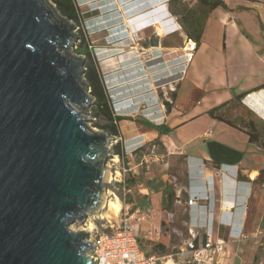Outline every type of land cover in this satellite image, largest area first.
Segmentation results:
<instances>
[{"label": "water", "instance_id": "95a60500", "mask_svg": "<svg viewBox=\"0 0 264 264\" xmlns=\"http://www.w3.org/2000/svg\"><path fill=\"white\" fill-rule=\"evenodd\" d=\"M78 29L47 0H0V264H97L70 225L102 210L113 138L87 124Z\"/></svg>", "mask_w": 264, "mask_h": 264}, {"label": "crops", "instance_id": "0c3cea01", "mask_svg": "<svg viewBox=\"0 0 264 264\" xmlns=\"http://www.w3.org/2000/svg\"><path fill=\"white\" fill-rule=\"evenodd\" d=\"M121 1L123 0L105 1L113 7L110 14L113 24L101 28L97 33L98 40L101 42L100 47H107L106 42H108V39L116 47L124 46V44L131 46L128 54L119 61V64L128 63L127 74L125 79L119 82L121 87L109 92L112 102H117L119 98L118 91L120 90L124 93L122 97L120 96L122 98L120 100L123 101L121 108L127 110L131 118L135 119L139 114L145 112L152 117L150 120L157 125L165 124L173 129L170 134L160 136L156 130L145 125H139L136 120H132L129 122L126 139L140 146L159 137L161 140L167 138L185 152H190L189 157L196 160L198 158L207 160V165L212 161L238 167V180L247 183L239 184L242 206L247 202L251 193V185L248 184L250 182L248 175H245L247 170H241L244 153L241 152L240 147H237L238 150L231 149L217 142V140H213L210 142V146L219 144L222 147L210 153L201 151V154H193L191 145L195 144L197 138L206 142V140L216 136L217 129L227 136L236 138L239 143L245 142V147H242L243 151L250 145L255 144L250 141L249 133L241 130L239 125L225 119V117L224 119L230 121V123L221 121L210 116L208 112L226 102L235 101L240 103L244 98L237 99L236 97H239L242 93H249L263 85L264 82L262 84H252L255 70H258L256 65L263 64L264 58L260 50L261 46L251 38V32H246V29L258 33L264 32L261 29V25L264 26V0H223L227 8L220 6L208 15L201 42L197 44V49L194 51L191 61H188L185 56L187 44L191 39L188 38L181 17L176 16L182 26L176 33L171 32L173 26H169L168 22L163 21L171 14L170 5L172 0L168 11L165 5H160L159 0H125V7L120 4L123 3ZM183 1L190 8H199L197 0ZM99 17L102 18V16ZM146 19H149V21L145 22ZM159 20L162 21L161 24ZM256 22L259 23V29L257 30L254 26ZM251 24H253V28ZM158 26L165 31L164 35H160ZM136 36L138 38L137 42L134 38ZM154 38L159 39V46L157 47L151 44ZM147 40L150 46H146ZM191 41L195 42L194 40ZM140 47L142 50L144 49L143 54H146L144 59L139 58L138 51ZM107 62L109 61L101 63L104 71L107 70L105 66ZM191 71H195L199 75L195 77L197 87H199L198 91L202 92V96L208 95L211 98L207 102H205V99L204 102L207 105L202 112L197 108L198 99H190L191 95L197 92L196 89H191L188 92L191 95L189 99H186L187 92L184 85L190 77ZM167 79H173L167 85L173 87L171 90L176 93L175 99L170 103L171 108L169 110L166 109V104L162 105L157 102L153 92L155 89L154 84ZM115 83L111 81V88L120 85ZM157 87H161V85ZM161 98L163 99V97ZM154 113H157L155 117L152 115ZM199 118H205L207 127L202 133L191 137L188 135L189 131L193 122ZM249 124L253 125L254 123L250 121ZM196 160L194 161L197 162ZM214 174L210 168L206 171L207 179L214 181L215 187L218 188L217 197L219 198V208L222 211L218 219L227 220L223 221L222 225L227 231L225 236L230 243L229 232L231 226L228 219L231 217V208L233 201H235L234 190H236L237 184L234 180H222L215 177ZM251 179L255 180V178ZM149 190L147 186L141 190L143 193L142 200L144 201L147 198L145 195L149 194L148 198L153 203L157 201L162 206L164 194L161 196L155 194L150 197ZM131 200L136 199L131 198ZM176 206L177 203L174 201L171 210H174ZM245 216V211L241 208V219H245ZM240 228L242 230L243 225L238 227V229Z\"/></svg>", "mask_w": 264, "mask_h": 264}, {"label": "rangeland", "instance_id": "374dc122", "mask_svg": "<svg viewBox=\"0 0 264 264\" xmlns=\"http://www.w3.org/2000/svg\"><path fill=\"white\" fill-rule=\"evenodd\" d=\"M105 1L106 0H75L76 6L78 7L82 18V25H80L79 29L77 30L79 34V40L75 43L73 48H71V51L76 55L85 57L87 62V56L84 53H80L82 45L80 35L88 39L90 45L93 47L90 48L93 50L94 58L100 65L104 84L107 90L110 92L120 88L121 83L119 82L124 80L126 77L128 63L123 62L119 64V61L123 58V56L128 54L131 46L129 44H124V46L116 47L115 44H113V42L108 39V42H106L107 47H100L101 42L98 40L97 33L101 28L109 27L113 24L111 21L112 19L110 18L113 7H111L109 3ZM47 2L53 4L58 10L54 0H47ZM121 2L123 3L120 4H123L122 6L125 7L124 5L126 1L123 0ZM59 13L61 14L60 11ZM99 16H102V18L100 19ZM251 25L253 28V24ZM254 26L256 30L259 29L258 22H256ZM261 29L264 31V26L261 25ZM246 32H251V38L259 43L261 46L260 50L262 57L264 58V32L258 33L250 31L249 29H246ZM134 38L137 42V36ZM146 46H150L148 40L146 42ZM83 49L84 48H82V50ZM138 52L139 58L144 59L146 56V54H143L144 49L142 50L140 47ZM103 61H109L105 65L107 68L106 71H104L101 66ZM256 67L258 70H255V77L252 79V84H262L264 82V63L258 64ZM197 76L199 75L195 71H191L190 77L185 82L184 86L186 89L185 91L187 92L186 99H189L191 94L188 92H190L191 89L197 90L196 93L191 95L190 99H198L199 103L197 108L202 112V110H204L207 105L205 102L211 98L208 97V95L202 96V92L198 91L199 87H197V80H195V77ZM111 81H114L117 84L119 83L120 85L111 88ZM171 81H173V79L162 80L160 83L154 84V87L158 88L157 86L161 85V97H164L163 93L166 91L168 93L167 96L173 101V97L171 96V92L173 91L171 89L173 87L167 85ZM118 94L119 98L115 103L116 106H114L117 111L115 113L117 115L125 116L130 120H124L119 123L120 131H122V137L118 138L111 136L113 141L109 145L110 151L106 166L111 171L109 173V175H111L109 178L111 183L109 184L107 195L109 198H112L115 195L118 196L122 205L121 210L117 215L110 213L111 217L106 216V210H102L104 213H102L103 215L98 213L90 214L84 221L78 220L71 224L70 228L73 226L76 231L84 230L87 232L86 230H88L93 234L103 231H113L122 219L123 214L128 211L127 209L129 208H126V203H129L131 198H134L142 203L143 193L141 190L144 189L145 186L150 189V197H153L155 194L161 196L164 193L165 188L167 186L170 187L171 176H176L183 187V190L180 193L182 202L181 204H177L176 208L173 210L175 212V217L172 222H170L168 219V211L163 210L162 206L159 205L157 201L153 203V201L150 199L149 203L151 204L154 211V216L152 219H150V221L134 220L132 223L135 227L136 233L139 236L141 246L146 253L148 252L149 255L162 257V259L159 261L160 264L167 263L168 259L170 260V258H173L175 262H178L179 259L176 256V253L184 239L188 237L186 231L188 227L187 223H189L191 220L189 219V215L186 211V201L188 199V195L185 191V187H187L191 175V170L189 168L190 165L188 162L190 152H185V150L174 143H171V141L167 140V138H164V140H161V142L157 143L156 145H151L153 141H147L140 146H137L138 144H135V142L133 143L129 139L127 140L126 134L128 133L127 129L130 121L136 120L137 124L142 125V120H150L152 117L148 116L147 113L142 112L135 119L131 118L129 112L121 108L123 101L120 100L122 99L120 96L122 97L124 93L119 90ZM156 114L157 113H154L152 115L155 117ZM216 114L236 123L244 132L251 134L257 133L259 141L258 144L255 143L250 145L246 150L243 151L242 147H245V142L239 143L236 138L227 136L217 129L216 136L206 140V142L203 139L197 138L195 140V144L191 145L193 154H199L201 151L210 153L214 152L216 149H220L222 146L219 144H212L210 146V142L213 140H217V142H220L225 147L231 149L238 150L237 147H240V150H242L241 152L244 153L241 170H247L245 175H248L247 177L249 181L252 180L251 174H255V180L251 185V193L247 199V202L243 205V210L245 211L246 216L245 219H241V225H243L241 230V238L232 239L230 237L231 241L227 248L228 255L226 254L223 257L220 264H264V176L262 178L260 177V172L264 171V89L252 92L250 95H247L240 103L235 101L230 102L228 106ZM89 118L92 122H87V124L91 129L106 132L101 128V125L105 124V120L103 118H96L94 116L93 107L89 112ZM250 121H253L254 123L253 130L249 124ZM206 127L207 122L205 118H199L193 122L192 128L190 129L188 135L193 137L197 134H200ZM118 142L122 144V147L125 151L124 158L120 157L118 154H115V145ZM140 147L142 148L139 151H135ZM220 165L222 164L210 161L207 166L210 168V170H213V172L216 173L217 171L215 169L220 167ZM111 177H113V179H111ZM133 177H136L138 180L137 184L131 188V193H126L124 184L128 185L129 179ZM115 178L117 181L114 183ZM120 179H122L123 182L120 183ZM170 189L174 192L172 187H170ZM217 190L218 188L215 187L214 196L216 199V206L214 211L215 219L213 221L214 238L223 236V238L226 239L225 235H227V231L222 223L227 220L224 221L222 219H218V217L222 214V211L219 208ZM174 193L176 194V192ZM91 222L94 223L93 230H90L89 224ZM205 222L206 221L203 219V221H201L199 224L201 226H206L205 229L210 228L211 223L208 222L205 224ZM112 225H114L113 228ZM174 229L176 231H174ZM205 229H203L201 233H204ZM158 231L160 232V236L157 235ZM179 232H181L182 235H180ZM202 235L203 234L199 236V241L200 238H202ZM152 243H163L166 245V252L162 255L154 252Z\"/></svg>", "mask_w": 264, "mask_h": 264}, {"label": "built area", "instance_id": "2783aa9c", "mask_svg": "<svg viewBox=\"0 0 264 264\" xmlns=\"http://www.w3.org/2000/svg\"><path fill=\"white\" fill-rule=\"evenodd\" d=\"M171 0H159L161 6L168 7ZM163 21L168 22L169 26H173L171 32L176 33L182 28L179 20L172 13L170 16L166 17ZM197 49V43L188 42L186 47V59L191 61L193 58V53ZM162 87L155 88L153 92L155 93L157 102L162 105L165 102L172 103L170 97L167 96V92L164 91L163 99L160 97V91ZM250 95V94H248ZM189 157V168L191 170L190 179L188 181L185 191L188 195L186 201L187 213L189 215L190 222L187 223V235L188 237L184 239L182 244L179 246L176 256L178 257V262H175L173 258L168 259L165 264H220L223 257L227 254V248L229 241L222 237L214 238L213 221L215 219V206L216 199L214 196L215 192V182L207 179L206 171L208 170L207 160L197 159ZM215 177L222 180L229 179L234 180L237 184L236 190H234L233 205L231 208V217L229 225L231 226L229 232V238L240 239L241 238V193L239 192V184H247L238 180L239 178V168L222 164L220 167L215 169ZM117 181L115 178L114 183ZM254 180L248 182L252 185ZM123 182L122 179L119 181ZM170 187L176 192L175 201L177 204H181L180 193L183 190L181 182L176 176H171ZM124 189L126 193H131L132 189H127V185L124 184ZM147 198L140 203L137 200H130L126 203V208L128 211L122 216V219L113 231H103L98 233H89L90 243L93 244L94 248L90 250V256L96 260L97 264H160L159 261L162 259L160 256H147V253L142 249L139 236L136 233L135 227L132 221H150L154 216V211L149 203V194L145 195ZM246 203V202H245ZM239 213V214H238ZM168 219L170 222L175 217V212L173 210L168 211ZM206 223L210 222L211 227L205 229L206 226H201L199 223L203 221ZM114 225H112V228ZM204 233H201L202 230ZM174 231H176L174 229ZM179 231V230H178ZM182 235L181 232H179ZM202 238L199 239V236ZM160 236V232L157 233ZM198 241V245L196 244Z\"/></svg>", "mask_w": 264, "mask_h": 264}, {"label": "trees", "instance_id": "16d2710c", "mask_svg": "<svg viewBox=\"0 0 264 264\" xmlns=\"http://www.w3.org/2000/svg\"><path fill=\"white\" fill-rule=\"evenodd\" d=\"M197 2L199 8L193 9L190 8L186 3H184L183 0H172L171 13L175 16L179 15L181 17V21L183 22L188 38L194 40L195 42H197V44H200L203 35V29L208 15L220 6L223 8H227V5L223 0H197ZM54 3L57 5L58 10L63 16L77 23L78 27L82 25V18L79 9L76 6L75 0H54ZM80 39L82 42L80 53H84L87 56V62L85 65L86 71L84 77L86 78V81L91 89V95L95 99V104L93 106L94 116L96 118L99 117L105 120V124L101 125L102 129H104L110 136H115L119 138L122 136L119 123L124 120L130 119L122 115H117L115 113L113 109L114 103L112 102L110 93L104 84L103 74L101 72L100 65L94 58L92 50L93 47L90 45V42L87 38H84L82 35H80ZM82 48L84 49L82 50ZM261 89H264V84L255 88L249 93H242L239 97L236 98L243 99L248 94H251L252 92ZM175 95V91H172L171 96L173 97V100L176 97ZM229 103L230 102H226L218 107L213 108L208 112L209 115L221 121H226L227 123H230V121L225 120L221 115L216 114L217 112L222 111ZM165 104L167 106V109L169 110L171 108V104L169 102H165ZM141 124L156 130L160 136L170 134V132L173 130L165 124L157 125L146 119L142 120ZM250 126L253 130L254 125L251 124ZM249 136L251 142L257 144L259 143L257 133H249ZM160 142L161 139L159 137L155 139L151 143V145H156ZM141 148L142 147L137 148L135 151H139ZM115 154H118L122 158L125 157V151L122 147V144L119 142L115 145ZM263 176L264 171H261L260 177L262 178ZM137 181L138 180L136 179V177L129 179L127 185L128 189H131L133 186H135L137 184ZM163 194L164 195L162 200V209L165 211H170L173 208V202L175 201V193L170 189L169 186H167ZM198 243L199 242L196 241L197 245ZM152 245L154 252L161 255L166 252V245H164L163 243H152ZM147 256L151 257L152 255H149L147 252Z\"/></svg>", "mask_w": 264, "mask_h": 264}, {"label": "bare ground", "instance_id": "6f19581e", "mask_svg": "<svg viewBox=\"0 0 264 264\" xmlns=\"http://www.w3.org/2000/svg\"><path fill=\"white\" fill-rule=\"evenodd\" d=\"M144 21L145 22L149 21V19H146ZM161 22L162 21H160V24H161ZM158 31H159L160 35H164L165 34V31L160 26H158ZM117 160H118V158H117ZM110 176L111 175H109V178H110ZM251 178H255V174H251ZM111 179H113V177H111ZM121 206L122 205H121V202H120V199L118 198V196L115 195L114 197L109 198V196L107 195V198L105 199V202L103 203L102 210H106V216L107 217H111L110 213H112L114 215H117L120 212V210H121ZM102 210H100V211H98L96 213L102 214L103 213ZM89 225H90V230H93L94 229V223L91 222ZM70 229H72L73 231L76 232V230H75V228L73 226ZM79 231H84V230H79ZM86 231H87L88 234L90 233L88 230H86ZM87 241L90 242L89 239H87Z\"/></svg>", "mask_w": 264, "mask_h": 264}, {"label": "clouds", "instance_id": "9594fccd", "mask_svg": "<svg viewBox=\"0 0 264 264\" xmlns=\"http://www.w3.org/2000/svg\"><path fill=\"white\" fill-rule=\"evenodd\" d=\"M168 9H169V7H168ZM114 106H116L115 103H114ZM113 109H114L115 112H117L116 109H115V107Z\"/></svg>", "mask_w": 264, "mask_h": 264}]
</instances>
